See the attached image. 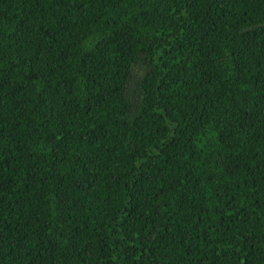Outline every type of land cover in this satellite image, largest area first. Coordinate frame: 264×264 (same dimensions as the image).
<instances>
[{
    "label": "trees",
    "instance_id": "trees-1",
    "mask_svg": "<svg viewBox=\"0 0 264 264\" xmlns=\"http://www.w3.org/2000/svg\"><path fill=\"white\" fill-rule=\"evenodd\" d=\"M0 264H264V0H0Z\"/></svg>",
    "mask_w": 264,
    "mask_h": 264
}]
</instances>
